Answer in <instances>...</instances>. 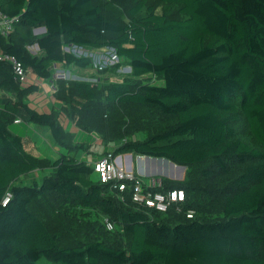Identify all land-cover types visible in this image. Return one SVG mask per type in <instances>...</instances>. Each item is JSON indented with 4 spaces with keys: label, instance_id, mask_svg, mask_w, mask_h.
Returning a JSON list of instances; mask_svg holds the SVG:
<instances>
[{
    "label": "trees",
    "instance_id": "1",
    "mask_svg": "<svg viewBox=\"0 0 264 264\" xmlns=\"http://www.w3.org/2000/svg\"><path fill=\"white\" fill-rule=\"evenodd\" d=\"M118 1L126 19L116 0H0L16 19L0 56L52 82L59 104L33 108L37 86L0 59V264H264V0ZM72 47L114 49L116 68L138 81L54 80L58 63L92 66ZM16 120L48 128L66 154L29 152ZM96 140L113 146L100 159L185 167L184 180L156 177L153 190H182L184 201L158 212L101 183L95 162L75 155Z\"/></svg>",
    "mask_w": 264,
    "mask_h": 264
},
{
    "label": "crops",
    "instance_id": "2",
    "mask_svg": "<svg viewBox=\"0 0 264 264\" xmlns=\"http://www.w3.org/2000/svg\"><path fill=\"white\" fill-rule=\"evenodd\" d=\"M43 28V27H42ZM45 32V28L33 33L35 35H40ZM30 48H33L34 51H31ZM29 48V51L31 54H37L39 52L38 47L36 45L31 46ZM73 48V47H72ZM72 48H67L68 50H71ZM76 48V47H74ZM82 51L84 52L83 57L89 58L92 60V66L87 69H80L78 67H75L73 65H64L61 63H58L54 66L53 71V79H63V80H71L70 77H75L74 80H85V76L92 77V81H98V78L102 77L104 80L107 79V73L102 75L100 72L106 68H108L110 64V52L108 47L101 48L99 50H89L82 48ZM73 52V51H71ZM103 66L102 69H99L98 67ZM95 77V78H94ZM103 80V81H104ZM101 81H98L96 83H99ZM36 85L39 89L38 92H36L33 95H30L28 100L30 101V105H32L33 108H35L39 112H49L54 106L59 107V104L56 100L53 99L52 96V88L53 83L50 81H44L42 79H39L34 75L32 72H27V82L25 85ZM52 103V106H51ZM50 108L46 111H43V109ZM40 109L42 111H40ZM63 126L66 127L68 131L73 133L75 131V127H73L72 124H70L66 119H63ZM22 125V124H21ZM19 124H15L14 127H16L17 133L24 135V143L26 144V149L33 153V151H37L34 155L41 157L43 154H45V158L47 160L53 161L57 156L59 157L61 154H66V151H64L63 148H60L59 146L55 145L52 137L49 136L50 131L48 132V129L46 127H41L38 125H28L25 127H22ZM30 126V127H29ZM30 131H32L33 135L30 134ZM45 139L48 143L49 149H47V146L44 144H41L43 141L42 139ZM43 146V149H42ZM113 149L112 145H109L106 149L101 145V143L96 140L91 145L90 149L88 150V153H82L77 152L76 158L83 159L87 161L88 163L96 162L100 159L99 155L103 153L104 150H107L108 152H111ZM40 152H43L41 154ZM132 158H134V165L132 163ZM117 161H120L121 163H124V166L128 169L137 174L138 176L141 175H154V173L158 170L159 163L157 159H149L146 160L145 157L137 156L134 157L132 154H121L116 157ZM116 161V162H117ZM134 167V170H133ZM48 171H45L44 173H47ZM40 173V174H39ZM43 172H35L34 176L36 178L41 177ZM141 174V175H140Z\"/></svg>",
    "mask_w": 264,
    "mask_h": 264
},
{
    "label": "built area",
    "instance_id": "3",
    "mask_svg": "<svg viewBox=\"0 0 264 264\" xmlns=\"http://www.w3.org/2000/svg\"><path fill=\"white\" fill-rule=\"evenodd\" d=\"M14 21H16V19H11L0 14V32L3 35L10 32ZM0 59L11 64L18 81L25 85L27 82V73L24 70L22 63L15 57L8 55H1ZM109 59L112 62V55H110ZM98 68L102 69L103 66H99ZM15 123H20V120H16ZM94 170L98 174L101 183L110 184L112 190H117L119 192L129 191L132 202L148 209L158 212H166L170 206L182 203L185 199L184 192L179 189L169 190L165 193L154 192L153 190L155 188L161 186L160 180H144L141 176H138L131 170L118 166L116 158H113L111 154H107L96 161L94 163ZM10 198L11 194L6 192L1 201V205L6 206ZM191 216V213L187 214V217ZM105 224L108 230L114 228L113 224L107 220H105Z\"/></svg>",
    "mask_w": 264,
    "mask_h": 264
},
{
    "label": "rangeland",
    "instance_id": "4",
    "mask_svg": "<svg viewBox=\"0 0 264 264\" xmlns=\"http://www.w3.org/2000/svg\"><path fill=\"white\" fill-rule=\"evenodd\" d=\"M119 5V6H118ZM123 6V4H119V1L118 0H116V2H114V5H112V6H110V7H115V11H117V10H119V12L121 13V18L123 19H126V17H127V14H126V12H125V9L122 7ZM107 8H109V7H107ZM30 50L31 51H34V49L33 48H30ZM71 51H73V53H75L78 57H83V56H85L84 55V52L82 51V48H72L71 49ZM109 52H110V55H112V58H113V60H112V62L110 61V64H109V66H108V68H106V69H104V70H102L100 73L102 74V75H104V74H106L107 73V80L109 81V82H121V81H127V82H129V83H134V82H137L138 80H134V79H132V77L130 76V73H131V71H130V68H129V66L128 65H123V66H121V67H119V68H116V65L119 63V59H118V57H117V55H116V53H115V50L114 49H112V48H109ZM37 53H39V52H37ZM110 60V59H109ZM107 69H108V71H107ZM86 78H85V80L84 81H89V82H91V83H94V84H96V82H98V81H101V82H103V78L102 77H100V78H98V81H92L91 79H92V77H89V76H85ZM71 78V80H74V79H76L75 77H70ZM95 78V77H94ZM67 80V79H66ZM142 80V79H141ZM143 80H144V82H150V83H152V84H155V85H162L164 82H163V80H161V79H155V78H153L152 76H147V77H144L143 78ZM30 102V101H29ZM32 106V105H31ZM51 106H52V103H51ZM45 109H43V111H46V110H48V109H50V108H46V107H44ZM40 111H42L41 109H40ZM30 125H32V124H30ZM23 126H25V125H23ZM30 127V126H29ZM16 127H14V128H12L11 130L12 131H14V132H16L17 133V131H16ZM48 129V128H47ZM50 130H48V132H49ZM30 134L31 135H33V133H32V131H30ZM49 136L51 137V134L49 133ZM42 139V138H41ZM42 143L41 144H44L45 146H47V149H49V146H48V143H47V141L45 140V139H42ZM42 149H43V146H42ZM113 150V149H112ZM65 151V150H64ZM36 152L37 151H33V153H35L36 154ZM41 154H43V152H40ZM131 155V154H130ZM41 157H45V154H43ZM58 157V156H57ZM56 157V158H57ZM134 157H136V156H134ZM55 158V159H56ZM54 159V160H55ZM132 160V163H133V165H134V158H132L131 159ZM117 161V160H116ZM136 164V163H135ZM161 164V169H160V173L158 172V171H156L155 173H154V175H150V176H146V175H141V177L144 179V180H146V181H149L150 179H156V177L157 178H160V177H163V178H168V179H171V178H169V175H170V172H171V167H170V164H167L166 165V167H165V169H164V164L161 162L160 163ZM117 165L118 166H122V167H124V168H126L125 166H124V163H121L120 161H117ZM133 170H134V167H133ZM173 172H176V171H173ZM185 172H186V169L184 170V172H180V174H181V176H183L184 175V177H185ZM40 174V173H39ZM167 174V175H166ZM184 177H183V179L182 180H184ZM182 180H178V181H182ZM43 263H47V260L46 259H41L40 260V262H39V264H43Z\"/></svg>",
    "mask_w": 264,
    "mask_h": 264
},
{
    "label": "water",
    "instance_id": "5",
    "mask_svg": "<svg viewBox=\"0 0 264 264\" xmlns=\"http://www.w3.org/2000/svg\"><path fill=\"white\" fill-rule=\"evenodd\" d=\"M42 29H44V28H37V29L34 30V32H38V31H40ZM145 158H146V160L156 159V158H150V157H145ZM157 160H158V163H159V167H158V170L159 171L161 169V164H160L161 162L164 164V169H165V167H166L167 164H170L171 172H170L169 178H171L172 180H182L183 179L184 175L181 176L180 172H184L185 167H183V166H177V165H175V164H173V163H171V162H169L167 160H164V159H157ZM173 171H176V173L173 172Z\"/></svg>",
    "mask_w": 264,
    "mask_h": 264
},
{
    "label": "bare ground",
    "instance_id": "6",
    "mask_svg": "<svg viewBox=\"0 0 264 264\" xmlns=\"http://www.w3.org/2000/svg\"><path fill=\"white\" fill-rule=\"evenodd\" d=\"M176 173V172H175Z\"/></svg>",
    "mask_w": 264,
    "mask_h": 264
}]
</instances>
